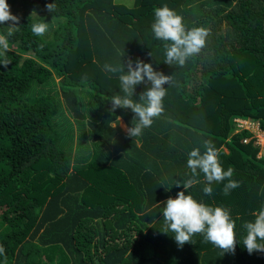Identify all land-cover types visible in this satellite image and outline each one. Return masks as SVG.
<instances>
[{
	"label": "trees",
	"instance_id": "obj_1",
	"mask_svg": "<svg viewBox=\"0 0 264 264\" xmlns=\"http://www.w3.org/2000/svg\"><path fill=\"white\" fill-rule=\"evenodd\" d=\"M19 17L9 38L10 64L0 65V264H264V252L243 245L245 222L264 207V155L234 118L264 130V0H6ZM55 3L49 12L46 4ZM167 5L187 29L205 27L201 51L183 66L168 65L155 38L154 9ZM48 23L42 36L31 32ZM8 23L0 24L6 35ZM121 54H123L121 56ZM149 63L171 76L164 111L139 137L129 109L110 111L119 74L105 63ZM87 81H84V77ZM135 86L133 100L150 88ZM211 140L227 181L205 195L191 175L189 152ZM199 171V170H198ZM189 192L229 210L235 252L202 234L178 247L162 232L164 202Z\"/></svg>",
	"mask_w": 264,
	"mask_h": 264
},
{
	"label": "clouds",
	"instance_id": "obj_2",
	"mask_svg": "<svg viewBox=\"0 0 264 264\" xmlns=\"http://www.w3.org/2000/svg\"><path fill=\"white\" fill-rule=\"evenodd\" d=\"M46 8L53 13L56 8L55 3L46 4ZM154 17L151 28L155 38L170 42L164 44L166 50L164 63L168 65L175 62L177 65L183 66L190 57L201 51L206 44V38L210 35L209 30L203 26L187 29L183 17L167 5L155 8ZM5 22L8 23V32L6 35L0 34V65L6 68L10 64L6 55L10 47L9 38L14 31L18 30L19 17L11 13L10 5L6 0H0V24ZM48 27V23L44 20L38 21L31 25V32L35 36L42 37L48 31ZM126 67L127 72H125V65L121 62L115 65L105 63L103 66L107 73L119 74L122 94H116L108 99L111 103L110 111L117 108L129 109L135 114L131 122L132 127L124 126L127 135L133 138L141 136L143 130L151 126L153 119L159 117L164 111L162 101L166 95V88L162 86L165 84L169 86L171 76L155 71L151 64L140 60H137L133 65L129 59ZM83 79L87 81L86 76ZM142 83L150 84L151 87L139 95L138 101H134L135 86ZM243 120L251 123V126L238 128L234 121L235 131L245 129L251 136L254 124L259 131L262 130L258 123L247 119ZM246 140L247 138L243 139V142H247ZM203 147V152L200 148H194L188 154L187 167L191 170L190 177L183 182L174 181L173 184L177 186L182 184L183 188L188 190L200 182L197 177L203 173L206 181L203 187L205 195L212 194L211 185L214 182L222 181H227L224 184L223 192L228 195L231 190L239 187V182L232 179L234 169L232 167L226 171L223 169L219 160V150L211 140L205 139ZM164 205L162 217L165 227L162 232L171 231L178 247H182L185 243H192L193 235L202 234L206 242H210L222 250L221 255L224 253L234 254L237 243L236 223L228 209L198 202L190 192L186 195L184 191L178 192L175 199L169 197ZM243 227L246 230L243 245L248 253L264 252V207L255 213L254 221L245 222ZM4 251L3 246L0 245V255H3Z\"/></svg>",
	"mask_w": 264,
	"mask_h": 264
},
{
	"label": "rangeland",
	"instance_id": "obj_3",
	"mask_svg": "<svg viewBox=\"0 0 264 264\" xmlns=\"http://www.w3.org/2000/svg\"><path fill=\"white\" fill-rule=\"evenodd\" d=\"M115 1L123 2L126 5H130L131 3V0H115ZM120 125L125 130L124 124L122 122H120ZM249 140H252V143L258 146L257 156L264 155V131L263 130L259 131L255 124L252 127L251 136L247 137L246 141Z\"/></svg>",
	"mask_w": 264,
	"mask_h": 264
},
{
	"label": "built area",
	"instance_id": "obj_4",
	"mask_svg": "<svg viewBox=\"0 0 264 264\" xmlns=\"http://www.w3.org/2000/svg\"><path fill=\"white\" fill-rule=\"evenodd\" d=\"M234 121L236 122V126L238 128H248L251 126V123L243 119L235 118Z\"/></svg>",
	"mask_w": 264,
	"mask_h": 264
}]
</instances>
